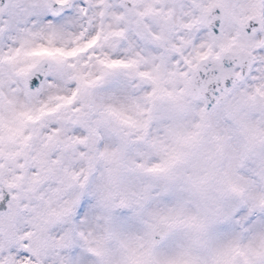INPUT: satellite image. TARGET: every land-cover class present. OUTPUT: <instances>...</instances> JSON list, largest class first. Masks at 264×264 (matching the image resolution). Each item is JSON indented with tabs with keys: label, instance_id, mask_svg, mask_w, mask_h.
Here are the masks:
<instances>
[{
	"label": "snow or ice",
	"instance_id": "obj_1",
	"mask_svg": "<svg viewBox=\"0 0 264 264\" xmlns=\"http://www.w3.org/2000/svg\"><path fill=\"white\" fill-rule=\"evenodd\" d=\"M0 264H264V0H0Z\"/></svg>",
	"mask_w": 264,
	"mask_h": 264
}]
</instances>
